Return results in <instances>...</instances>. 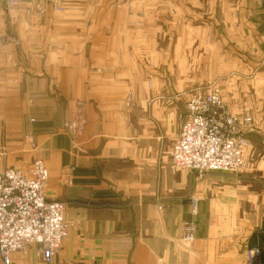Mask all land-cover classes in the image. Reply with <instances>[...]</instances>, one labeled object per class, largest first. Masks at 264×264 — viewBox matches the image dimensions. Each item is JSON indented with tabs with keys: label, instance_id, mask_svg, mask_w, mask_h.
<instances>
[{
	"label": "crops",
	"instance_id": "1",
	"mask_svg": "<svg viewBox=\"0 0 264 264\" xmlns=\"http://www.w3.org/2000/svg\"><path fill=\"white\" fill-rule=\"evenodd\" d=\"M48 1L42 21L25 18L34 3H0V150L5 167L43 161L45 196L65 205L68 235L53 264H247L256 245L264 263V0ZM54 6L61 23L48 22ZM218 30L245 53L227 62L226 107L252 117L247 165L176 170L178 117L216 79ZM79 120L73 140L63 125ZM11 264L43 263L30 248Z\"/></svg>",
	"mask_w": 264,
	"mask_h": 264
},
{
	"label": "built area",
	"instance_id": "2",
	"mask_svg": "<svg viewBox=\"0 0 264 264\" xmlns=\"http://www.w3.org/2000/svg\"><path fill=\"white\" fill-rule=\"evenodd\" d=\"M37 0H0L2 8L15 9L24 2ZM43 6L29 15L41 16ZM55 11H61L56 7ZM0 40L2 36L0 35ZM180 128L171 147V165L176 170L196 172L238 173L247 165L249 141L244 124L246 115H233L221 95L211 87L196 91L185 103ZM84 120L66 121L64 130L74 140L80 136ZM0 154V264H11L14 254L25 256L30 248L43 264H53L68 235L65 205L49 201L45 196L48 170L41 160H34L26 171L3 167ZM191 212L196 214L197 200L190 199ZM195 224L187 222L182 228L181 241L192 243ZM261 251L252 246L246 251L247 264H254Z\"/></svg>",
	"mask_w": 264,
	"mask_h": 264
},
{
	"label": "rangeland",
	"instance_id": "3",
	"mask_svg": "<svg viewBox=\"0 0 264 264\" xmlns=\"http://www.w3.org/2000/svg\"><path fill=\"white\" fill-rule=\"evenodd\" d=\"M37 1L38 2L31 1L28 4L34 3L36 5V8L35 7L34 8H31L33 10V12L35 10H37L40 6H43V8H44L43 9V13L39 17H37L35 15L26 14L25 15L26 16L25 18H27L28 20H30V19L37 20V21H40V20L42 21L43 20V16H44V13H45V4H48L49 1L48 0H37ZM109 1H110V5L111 6H115L117 3H118V5H123V4L126 3L127 0H109ZM56 7L60 8L61 11H59V12L55 11L58 14L57 15H54V16H51L49 18L50 20L48 22H50V23H54V22H60L61 23L62 22V19H61L62 16L61 15L63 14V12H62L63 9L60 6H54L53 7L54 10H55ZM216 9H219V3L218 2H216ZM143 13L144 12L141 11V12H138V13L135 14V16L137 17V19L133 21L135 27H138V28L144 27V21H147V20L143 17ZM217 13H218V11H217ZM130 14H131V12H130ZM155 18L156 17L154 16V13H153L152 24L153 25L160 26L161 23H158L159 20L153 21ZM204 18L205 17H202V18L201 17L200 18L198 17L195 23L203 22ZM225 20L227 21V16L225 17L223 15L217 14L216 17H215V21H216L217 24H222L223 22H225ZM160 22H168V19H164V20H162ZM216 38H217V44H216L217 45V52H216V60H215L216 61V66H215V72H214V75H215L216 79L214 81H210L209 83H212V86H211L212 89L215 90V91H217L221 95L223 101L227 105V103H226V101H227V62H230L231 59L233 61H236V60L239 61V59H241V58L244 57L245 53H244V50L239 45H237L235 43H230L229 46H228V48H227V31L224 34L223 31H221V30L219 31L218 30L216 32ZM172 66H173V68H175L176 65L173 64ZM95 69H97V68H95ZM203 71H204V69H203ZM172 82H174V81H172ZM178 82H180V83L183 82V83H185V85H188V83L189 84H192V81H188V80H184V81L181 80V81H178ZM201 83H203V84H201V86H205L207 84V82H205V81H203V82L201 81ZM205 90L206 89L204 88L201 91H205ZM128 105H129V98H128L127 102H126V106H128ZM184 107H185V105H184ZM245 115L251 118V121L250 122H248L247 124H244V129H245L244 132H245L246 137H247V131L249 130V128H247V126H249L252 123V117L250 115H247V114H245ZM238 116H240V115H238ZM179 117H178V119L180 120ZM247 140H248V138H247ZM249 145H250V141H249ZM249 148H250V146H249ZM248 150H247V152H248ZM247 152H246V157H247V161H248V153ZM1 153H5V151H4L3 148H1V150H0V154ZM36 160H38V159H36ZM2 166L5 167L3 164H2ZM23 171H26V170H23ZM47 187H48V185H47ZM257 247L259 249L261 248L259 246H257ZM260 251H261V249H260ZM254 264H264V263H262L260 261V258H259L258 260H256V262Z\"/></svg>",
	"mask_w": 264,
	"mask_h": 264
}]
</instances>
